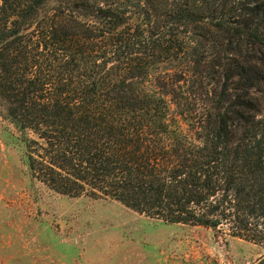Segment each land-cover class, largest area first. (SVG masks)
<instances>
[{
	"label": "trees",
	"instance_id": "trees-1",
	"mask_svg": "<svg viewBox=\"0 0 264 264\" xmlns=\"http://www.w3.org/2000/svg\"><path fill=\"white\" fill-rule=\"evenodd\" d=\"M0 100L50 189L264 246V0H0Z\"/></svg>",
	"mask_w": 264,
	"mask_h": 264
},
{
	"label": "rangeland",
	"instance_id": "rangeland-1",
	"mask_svg": "<svg viewBox=\"0 0 264 264\" xmlns=\"http://www.w3.org/2000/svg\"><path fill=\"white\" fill-rule=\"evenodd\" d=\"M0 100V264H252L264 246L226 227L165 222L32 176L27 137Z\"/></svg>",
	"mask_w": 264,
	"mask_h": 264
}]
</instances>
